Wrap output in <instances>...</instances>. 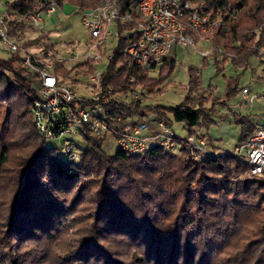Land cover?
Segmentation results:
<instances>
[{"label": "trees", "instance_id": "16d2710c", "mask_svg": "<svg viewBox=\"0 0 264 264\" xmlns=\"http://www.w3.org/2000/svg\"><path fill=\"white\" fill-rule=\"evenodd\" d=\"M54 1L61 9L69 6L85 11L105 0ZM120 1L124 9L130 5V0ZM191 1L224 13L221 23L208 34V47L222 49L236 59L217 57L215 75L227 62L245 71L250 58L259 56L258 48L264 44V0ZM5 5L16 15L34 10L30 0L6 1ZM133 14L141 20L134 10ZM122 29L103 86L123 93L140 87L147 98L161 93L172 78L176 58L169 57L157 70L138 69L124 55L133 38H123ZM15 30L23 32L25 28ZM46 35L26 41L24 46L45 47L49 42ZM199 40L195 37L197 43ZM202 61L204 67L209 65L207 59ZM86 65L92 69V62ZM19 66L17 54L0 56V104L5 106V119L16 122L20 116L26 118L17 141H25L28 134L31 138L19 159L15 192L4 221L0 216V253L4 252L8 264H47L48 252L59 256L52 253L58 250L60 239L69 245L65 257L55 262L64 259L62 264H264V174L238 178L249 170L241 158L218 155L195 162L185 144L178 160L157 147L138 156L117 149L108 155L93 138L82 151L80 165L65 163L58 148L50 146L33 124L34 95ZM80 66L68 69L60 65L57 71L65 81ZM244 71L226 80L224 96L212 99L209 107L204 106L208 100L204 93L192 97L201 78L189 69L190 90L178 106L113 104L111 110L129 115L154 109L167 125L183 124L187 135L198 136L214 124L208 112L228 107ZM16 108L21 110L18 115ZM232 118L240 127L238 142L255 134V114L233 113ZM13 142L11 138L0 139V176Z\"/></svg>", "mask_w": 264, "mask_h": 264}, {"label": "built area", "instance_id": "2783aa9c", "mask_svg": "<svg viewBox=\"0 0 264 264\" xmlns=\"http://www.w3.org/2000/svg\"><path fill=\"white\" fill-rule=\"evenodd\" d=\"M30 2L34 10L28 15H16L0 2V48L6 57L17 54L20 58L19 67L34 95L33 124L49 144L61 143L58 154L65 163L80 165L88 139L103 136H109L117 150L132 156L143 155L157 147L174 157L182 154L180 149L186 144L195 160L213 158L206 151L202 138L196 135L180 137L155 113L112 112L113 104L141 107L148 96L140 87L125 93L113 87L106 88L103 79L114 57L119 29L125 28L121 32L123 38H133L124 49L127 60L142 71L157 70L169 57H175V50H196L198 43L209 46L208 34L221 23L223 12L210 11L204 3L191 0H130L125 9L123 1L105 0L99 7L85 11L73 9L71 13H65L54 0ZM133 10L140 21L134 17ZM75 12L80 15V26L86 35L81 51L65 56L50 42L41 49L24 46L31 40L26 31H38V36L48 35L57 27L59 13L70 16ZM229 16L235 18L236 15L230 13ZM20 26L25 31L15 30ZM195 37L200 38L198 43ZM258 53L264 61V44L258 48ZM199 54L212 66L217 57L236 59L218 48H209ZM89 62H92V69L86 65ZM60 65L68 69L81 66L63 81V75L57 71ZM234 69L238 72L236 67ZM195 77L201 78V71H195ZM197 84L200 85L199 81ZM237 91L249 109L256 103L264 108L263 92L253 93L248 86H238ZM255 126V134L238 142L232 152L233 157L248 163L247 176L264 174V117H258Z\"/></svg>", "mask_w": 264, "mask_h": 264}, {"label": "rangeland", "instance_id": "374dc122", "mask_svg": "<svg viewBox=\"0 0 264 264\" xmlns=\"http://www.w3.org/2000/svg\"><path fill=\"white\" fill-rule=\"evenodd\" d=\"M6 1L13 0H0L1 3H5ZM231 2H237L239 0H230ZM73 9L69 6L64 7L65 13H71ZM58 25L52 30L48 35L47 39L50 43L55 45L56 50L65 56H69L75 54L76 51H81L83 49V42L86 38L85 33L82 31L80 26V15L75 12L70 16H65L64 14L59 13L57 15ZM50 25H47L49 28ZM38 31H28L27 37L28 39L34 40L39 36ZM35 49L43 48L40 45L31 46ZM68 48V49H66ZM209 47L203 46L201 43L197 44V49L185 48L176 53V68L172 75V78L165 83L164 89L161 93L156 94L152 97H149L145 104L150 106H163V107H175L178 106L182 100L184 99L186 93L190 89H186L188 86V71L189 69H201V80H199V84H197V90L193 92L192 97L197 98L201 95V92L204 93L207 97V101L204 106L209 107L210 101L212 99L219 100L221 99L226 92V80L231 77H235L244 71V67H240L237 65H231L229 62L223 65V71L220 74L215 75V67L210 65L209 70H202V57L200 56V51H207ZM0 56L3 58H7L5 54L2 53L0 48ZM261 56H252L249 60L248 65L245 67V71L240 77L239 86L244 87L248 86L253 93H264V64L261 63ZM236 67L238 72L234 69ZM194 70V71H197ZM211 70V71H210ZM25 75V74H24ZM201 82L203 85H206L205 88L201 87ZM207 85L211 86V90ZM199 88V89H198ZM4 105L0 104V109L2 112V116L0 117V139L2 138H11L14 142L12 143L10 150L8 152V158L6 165L3 168V171L0 176V216L2 221H4L7 213H8V205L14 195L15 192V182L17 180V169L19 167V159L23 152L26 150V145L29 144V140L31 138L26 135L25 141H17L19 139L22 132V121L26 120L22 116L19 117L18 121L12 122L5 119V114L7 113ZM150 113H156V110L152 109L149 111ZM252 115L263 112L258 117H264V108L256 103L254 107L249 110V108L242 103L241 97L237 94L232 97L228 103V107H218L214 112H208L210 119L213 121V126L209 128L207 131H201L198 137L202 138L205 141V149L209 151V154L216 158L218 155L224 156V154H229V157L232 156V152L234 151L235 145L238 143L237 139L239 136L240 127L234 124L233 113H239L241 115H248L249 113ZM16 115L21 113L20 108H16ZM158 115V114H157ZM169 116V115H168ZM170 126V125H169ZM21 128V129H20ZM176 133L183 137L187 135L186 128L183 124L173 123L171 126ZM227 131V132H226ZM209 132L211 134H209ZM226 132V133H225ZM222 133L223 136L220 135ZM29 139V140H28ZM101 145L103 151L108 155H114L116 153V148L113 146L114 142L109 136L97 137L95 139ZM25 143V146L24 144ZM60 142H51L50 146L54 148H59ZM184 145V144H183ZM182 145V146H183ZM188 155L195 162L202 161L201 159L195 160L193 156H191L188 151V146L184 145ZM182 153V152H181ZM183 153L178 156L170 157L172 159H180L182 158ZM236 158V157H233ZM211 159V158H209ZM242 176H247L246 173L240 175L238 178ZM250 176V175H248ZM69 236L75 238V234L73 232H69ZM62 239H65L66 235L62 236ZM61 236H58L57 239H60ZM60 244L58 246V250H54L52 254H59V256H52L49 252L46 255V259L44 262L47 264H54L59 257L64 258L63 255L68 251V243L62 244L60 239ZM58 245V243H56ZM23 250L25 245H22ZM27 249L32 248L26 246ZM61 251V252H60ZM4 253V252H3ZM3 253H0V264H8L7 260L4 258ZM13 253H17L15 250ZM61 254V255H60ZM62 261L55 264H62Z\"/></svg>", "mask_w": 264, "mask_h": 264}, {"label": "crops", "instance_id": "0c3cea01", "mask_svg": "<svg viewBox=\"0 0 264 264\" xmlns=\"http://www.w3.org/2000/svg\"><path fill=\"white\" fill-rule=\"evenodd\" d=\"M27 32H28V31H26L25 33H27ZM202 45L208 48V45H205V44H202ZM178 51H181V50H180V49L175 50V56H176V53H177ZM200 52H205V51H200ZM202 64H203V61H202ZM201 68H202V70H204V69H205V70H209V69H211V68H210V64H209L207 67L201 66ZM194 70H197V69H194ZM187 71H188V70H187ZM198 71H201V69L198 70ZM210 71H211V70H210ZM238 86H239V85H238ZM201 87H202V88H205L206 85H203L202 82H201ZM207 87H209L210 90L212 89L210 85H207ZM249 110L251 111V109H249ZM262 113H263V112H260V113H258V115L255 114V115H256V120L258 119V116L261 115ZM249 114H251V112H250ZM226 132H227V131H226ZM226 132H225V133H226ZM209 134H211V133L209 132ZM220 135L223 136L222 133H220Z\"/></svg>", "mask_w": 264, "mask_h": 264}]
</instances>
